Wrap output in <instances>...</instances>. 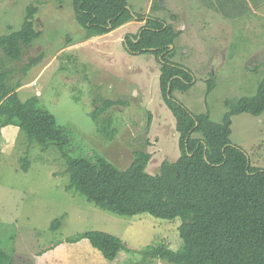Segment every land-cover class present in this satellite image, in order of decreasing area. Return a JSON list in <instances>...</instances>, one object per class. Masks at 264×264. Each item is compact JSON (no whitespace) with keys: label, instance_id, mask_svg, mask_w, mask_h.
I'll return each instance as SVG.
<instances>
[{"label":"rangeland","instance_id":"obj_1","mask_svg":"<svg viewBox=\"0 0 264 264\" xmlns=\"http://www.w3.org/2000/svg\"><path fill=\"white\" fill-rule=\"evenodd\" d=\"M182 1L160 2L178 20L185 8L187 12L188 26L176 41L172 59L190 69L196 82L186 92L177 90V100L193 114L209 111L214 121L222 122L230 108L228 102L255 95L264 77V0H247L243 5L248 6L246 12L252 5V13L242 15L236 14V6L223 8L231 0H204L213 5L219 1L223 9L217 11L227 13L219 14L224 21L200 14L197 0H186L185 5ZM148 2L129 0V5L146 18ZM31 4L38 8L35 27L41 32L39 38L21 60L5 58L1 47L0 58L12 69L13 77L22 81L20 96L39 95L40 104L71 132L68 149L72 156L97 153L124 170L132 164L135 152L142 150L152 154L147 167L151 174L160 171L164 160L176 161L182 154L180 134L161 90V64L152 53L130 52L123 38L130 30L138 31L145 21L138 19L105 36L87 38L76 21L72 0H0V35L19 29ZM190 4H199V8ZM212 20L218 23L213 26ZM216 46L217 61L212 57ZM38 57L39 62L27 69ZM212 77L215 87L208 92ZM102 99L116 103L96 118ZM232 120L233 142L252 165L264 168V112L241 113ZM22 158L29 161L27 171ZM66 169L58 146L43 149L14 125L1 129L0 249L10 255L12 264H176L146 258L145 250L163 243L181 249L180 218L104 210L75 189H67ZM57 220L60 224L53 229ZM90 230L120 238L124 247L115 259L104 257L86 238L74 239Z\"/></svg>","mask_w":264,"mask_h":264},{"label":"trees","instance_id":"obj_2","mask_svg":"<svg viewBox=\"0 0 264 264\" xmlns=\"http://www.w3.org/2000/svg\"><path fill=\"white\" fill-rule=\"evenodd\" d=\"M160 2L154 0L152 4L157 13L165 10ZM72 3L76 21L86 30L87 38L108 34L135 18L142 19L141 14L135 13V17L133 8L127 7L129 0ZM26 10L19 29L0 35L4 56L12 61L21 60L41 34L35 27L38 8L31 4ZM160 17L147 18L141 33L135 35L136 39L140 35L138 41L128 38V42L133 49L157 56L165 52L159 58L160 86L180 134L182 154L176 161L164 160L160 171L151 174L147 167L152 154L142 150L135 152L132 164L124 170L97 153L92 157L72 156L68 149L71 132L40 104L39 95L20 96L22 81L13 77L12 69L6 68V61L1 58L0 131L14 125L43 149L58 146L70 177L67 189H75L104 210L120 215L150 213L163 219L180 218L182 248L174 250L166 243L151 245L145 250L146 258L176 264H264V168L252 165L231 138L233 116L264 112V77L255 95L228 102L230 108L222 122L214 121L209 111L193 114L175 97L176 90L185 92L192 86L187 83L192 79L190 72L169 58L175 53L170 45L176 44L180 32ZM70 42L68 38L67 45ZM40 59L32 60L26 68ZM214 80H209L208 92L215 87ZM115 103L102 99L95 117ZM22 161L27 171L29 161ZM58 224L60 220L55 221L53 229ZM82 238L88 239L107 259H115L124 247L119 237L101 230H90L74 239ZM0 264H12L3 249Z\"/></svg>","mask_w":264,"mask_h":264},{"label":"flooded vegetation","instance_id":"obj_3","mask_svg":"<svg viewBox=\"0 0 264 264\" xmlns=\"http://www.w3.org/2000/svg\"><path fill=\"white\" fill-rule=\"evenodd\" d=\"M167 1V0H166ZM183 8H185V6H183ZM149 11H150V13H149V15H147V17L146 18H144V15L143 14H141V13H139V14H141V16H142V19H139L140 21H145L144 22V24L138 29V31H136L135 33H133V31L134 30H130V31H128L127 32V36L125 37V36H123V38L125 39V41H126V44L128 45V50L130 51V52H132V53H138V52H142L143 53V51L142 50H137V49H133V48H131L130 47V44H129V42H128V38L129 39H133L135 42H137L138 41V39L140 38V35H138L139 37L136 39L135 38V35L137 34V33H141V31H142V27H144V25H145V23H146V19L147 18H150L152 15L153 16H155V17H159V16H161L160 18L163 20V18H164V20H166V22L167 23H170V24H173V26H174V28L178 31V32H180V35L182 34V33H185L186 31V29H187V26H188V24L186 23V17H187V12H186V8L183 10V15H182V18L180 19V20H178V17H177V15L174 13V12H172V10H171V8L169 9V7L166 5V8H165V10H164V13H161V14H159L158 15V13H156L155 11H153L152 10V6H151V8L149 9ZM136 13H138V12H136ZM166 15H168L171 19H172V22H170V21H168V19H166ZM136 20H138V18H135V20H133V21H136ZM179 22H178V21ZM213 22H215L214 24H212L213 26L215 25V24H217L218 23V20H212ZM132 22V21H131ZM178 22L179 24H178V26H177V24L176 23ZM212 22V23H213ZM130 23V22H129ZM167 25V24H166ZM165 25V26H166ZM221 25V24H220ZM222 27L224 26V25H221ZM217 27V26H216ZM120 28V27H119ZM186 28V29H185ZM118 29V28H117ZM215 29V31H216V34H218L219 32L217 31V29L216 28H214ZM180 35H179V37H180ZM183 35V34H182ZM178 37V38H179ZM188 38H190V37H186V39H188ZM173 45V47H171V45H170V50H176L177 49V45H178V43L177 44H172ZM174 48V49H173ZM218 47L216 46L215 47V50H214V53H213V56L212 57H214V59L217 61V60H219V58H218V56H220L219 54H220V52H218ZM176 52V51H175ZM147 53H149V52H147ZM153 54V53H152ZM165 54V52H163L161 55H159V56H157V55H155L156 57H155V59L158 61L159 60V58H162V56ZM174 56V55H173ZM173 56H171V57H169L172 61H175V60H173L172 59V57ZM161 61H164V60H162L161 59ZM175 62H177V61H175ZM178 64H179V66L180 67H182V68H184V69H186V70H188L189 72H190V74L192 75V79H191V81L190 82H188L187 81V83H190L191 85H194V83L196 82V78H194V74H193V72L190 70V69H188L185 65H183L182 63H180V62H177ZM173 65H175V64H173ZM161 68V67H160ZM176 76H178V75H175L174 77H176ZM173 79V78H172ZM208 82V81H207ZM170 89V88H169ZM168 89V96H170V90ZM177 91V90H176ZM175 91V92H176ZM181 91V90H180ZM183 92V91H182ZM186 92V91H185ZM175 97L177 98V96H176V93H175Z\"/></svg>","mask_w":264,"mask_h":264},{"label":"crops","instance_id":"obj_4","mask_svg":"<svg viewBox=\"0 0 264 264\" xmlns=\"http://www.w3.org/2000/svg\"><path fill=\"white\" fill-rule=\"evenodd\" d=\"M153 1L154 0H149V2H148V9H150L151 8V6H152V4H153ZM166 1V0H165ZM185 1L186 0H183L182 1V4H184L185 5ZM199 3H200V6H201V8H202V11H200V10H198V12L200 13V14H211V15H214V16H218V18H219V21L222 19V21H224V19H223V17L221 16V15H219V14H222V15H226L227 13H219L217 10H218V8H221V9H223V8H225L226 6H236V7H238L237 9H238V13H236V14H238V15H242V13H246V14H249V13H252L251 12V10H252V5H250L249 4V11L248 12H246V8H248V6H247V4H245V5H243V3H245L247 0H242V1H240V0H231V1H229L228 3H226L225 4V6L222 8L220 5H219V1L217 2V4L216 5H213V4H210L209 2H207V1H201V0H197ZM163 6H164V8H166V5H165V3L164 4H162ZM190 5H192V6H196L195 4H190ZM257 6H259V4H257ZM240 7H242V8H240ZM133 8V7H132ZM196 8H199V4L196 6ZM240 8V9H239ZM255 9H257V8H255ZM133 11L136 13V10H134V8H133ZM215 14H217V15H215ZM227 19V18H226ZM213 22V21H212ZM133 23H135V21H132V22H130V24H133ZM215 22H213L212 24H214ZM128 24V23H127ZM126 24V25H127ZM231 24V23H230ZM80 25V24H79ZM126 25H123V26H121L120 28H122V27H124V26H126ZM81 26V25H80ZM82 27V26H81ZM83 29H84V27H83ZM79 31H80V33H82V30H80V28H79ZM86 31V30H85ZM109 34V33H108ZM107 35V34H106ZM105 36V35H104ZM73 47L75 46V44H73L72 45ZM68 48H70V47H68ZM20 91V90H19Z\"/></svg>","mask_w":264,"mask_h":264},{"label":"water","instance_id":"obj_5","mask_svg":"<svg viewBox=\"0 0 264 264\" xmlns=\"http://www.w3.org/2000/svg\"><path fill=\"white\" fill-rule=\"evenodd\" d=\"M127 7H128L129 9H131V6H130V5H128ZM132 12H133L134 16L137 17L136 14H135V12H134V11H132ZM171 47H173L172 44H171Z\"/></svg>","mask_w":264,"mask_h":264}]
</instances>
